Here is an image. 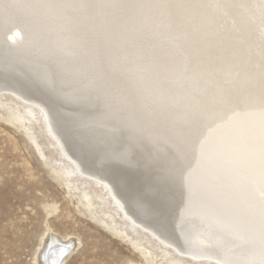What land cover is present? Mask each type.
<instances>
[{
	"label": "bare ground",
	"instance_id": "bare-ground-1",
	"mask_svg": "<svg viewBox=\"0 0 264 264\" xmlns=\"http://www.w3.org/2000/svg\"><path fill=\"white\" fill-rule=\"evenodd\" d=\"M56 1L4 0L0 6V93L37 119L64 163L53 167L56 176L84 181L108 218L175 259L210 261L212 249L187 208L179 202L161 208L152 195L155 145L133 123L102 112L101 101L123 107L139 91L159 87L198 39L193 28L211 20L248 31L254 22L212 9L190 19L178 0ZM75 244L46 233L38 263L63 264Z\"/></svg>",
	"mask_w": 264,
	"mask_h": 264
},
{
	"label": "clouds",
	"instance_id": "clouds-1",
	"mask_svg": "<svg viewBox=\"0 0 264 264\" xmlns=\"http://www.w3.org/2000/svg\"><path fill=\"white\" fill-rule=\"evenodd\" d=\"M178 4L190 19L233 10L254 27L193 28L198 39L159 87L101 111L155 145L152 195L187 208L210 264H264V0Z\"/></svg>",
	"mask_w": 264,
	"mask_h": 264
},
{
	"label": "rangeland",
	"instance_id": "rangeland-1",
	"mask_svg": "<svg viewBox=\"0 0 264 264\" xmlns=\"http://www.w3.org/2000/svg\"><path fill=\"white\" fill-rule=\"evenodd\" d=\"M27 114L17 100L0 93V264H39L48 232L76 243L63 264H210L186 255L175 259L159 246L150 247L137 232L108 218L84 181L57 177L53 167L64 163L37 119Z\"/></svg>",
	"mask_w": 264,
	"mask_h": 264
},
{
	"label": "water",
	"instance_id": "water-1",
	"mask_svg": "<svg viewBox=\"0 0 264 264\" xmlns=\"http://www.w3.org/2000/svg\"><path fill=\"white\" fill-rule=\"evenodd\" d=\"M52 5L55 3L56 0H49ZM57 2V1H56ZM53 7V6H52ZM57 7V6H56ZM55 8V7H54ZM56 9V8H55ZM62 13V12H61Z\"/></svg>",
	"mask_w": 264,
	"mask_h": 264
}]
</instances>
